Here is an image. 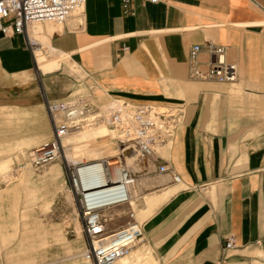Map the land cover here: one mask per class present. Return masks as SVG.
I'll list each match as a JSON object with an SVG mask.
<instances>
[{"label": "crops", "instance_id": "crops-1", "mask_svg": "<svg viewBox=\"0 0 264 264\" xmlns=\"http://www.w3.org/2000/svg\"><path fill=\"white\" fill-rule=\"evenodd\" d=\"M130 11L122 13L120 0H85L81 26L30 25L33 52L23 34L0 33V174L27 164L22 153L52 138L48 102L80 94L102 110L116 98L177 108L168 143L133 166L130 202L104 211L133 209L142 219L126 264H264V0H132ZM210 43L236 64L234 82L190 77L192 46L206 70ZM58 171L53 164L43 177ZM19 176L0 190L13 218L28 182ZM118 221L113 228L126 219ZM11 227L19 228L16 220ZM86 249L79 256L91 263Z\"/></svg>", "mask_w": 264, "mask_h": 264}, {"label": "built area", "instance_id": "built-area-1", "mask_svg": "<svg viewBox=\"0 0 264 264\" xmlns=\"http://www.w3.org/2000/svg\"><path fill=\"white\" fill-rule=\"evenodd\" d=\"M132 0H120L122 13H131ZM156 3L158 0H144ZM85 0H0V33L23 34L29 49L34 51V41L29 27L33 23L49 21L64 24L78 12L82 17ZM81 26L82 19L75 21ZM264 32V26H263ZM199 45L190 50L191 66L189 75L193 79L215 80L232 83L237 78L235 63L225 58V47L208 44L212 56L209 67L201 70L196 64ZM108 107L102 110L90 99L74 94L63 101L47 103V111L52 123V138L34 147L27 153V159L36 170L48 165L59 156L61 138L67 133L82 129L84 126L105 124L117 142L118 178L112 177V164L109 158L80 162L66 161V174L71 191L80 207L82 231L88 246L85 257L93 264H112L115 260L128 255L143 237L142 223L134 217V210L127 212L128 220L121 226L109 229V219L104 211L112 205L129 203L128 180H133L131 170L122 160L126 151L135 152L136 160L152 158L158 146L168 143L181 113L177 108L156 107L150 104H136L123 99H111ZM128 155V154H127ZM169 170L160 165L159 172ZM173 181L178 175L171 172ZM234 246L233 236L227 238L225 247Z\"/></svg>", "mask_w": 264, "mask_h": 264}, {"label": "rangeland", "instance_id": "rangeland-1", "mask_svg": "<svg viewBox=\"0 0 264 264\" xmlns=\"http://www.w3.org/2000/svg\"><path fill=\"white\" fill-rule=\"evenodd\" d=\"M53 24L55 23L44 21L35 23L33 26L35 29L41 30L43 26ZM83 138H88V135H84ZM79 148L76 151L83 156L78 157L79 154L73 155L69 151L72 156H70V160L76 159V157L77 159L84 158L83 160L99 158L115 153L113 142L108 136L97 137L81 143ZM28 152L29 150L22 153L23 157L18 158L19 163L22 160L28 162ZM66 157L68 156L66 155ZM135 163L137 164L138 160ZM53 164H57L58 174L51 179L44 178L45 172ZM26 166L10 164L6 169L8 171L0 174V190L16 181V178L18 179L23 172L28 177V182L23 183L20 188L15 218L11 217L12 205L5 203L0 206L2 208V210L0 209L2 216L0 220L5 223L9 222L6 224V228L0 229V232L9 238L6 242L0 238V264H93L92 262L86 263L79 256L87 248L88 242L82 231L80 207L67 178L64 153L62 152L60 157L41 169L33 170L29 165L26 164ZM0 171L5 170L1 168ZM30 190L36 191L38 199L32 200ZM7 201H9L8 198H6ZM47 201L50 204L45 207L44 204ZM131 204L135 206V202ZM105 216L110 219L109 229H112L119 222L118 220H128L127 213L123 211L108 212L107 210ZM14 220L19 227L16 230L11 227ZM137 221L142 222V219L137 217ZM24 224L28 228L39 227L49 233L46 236H39L36 232L33 234L31 231L23 229ZM54 233L57 237L52 236Z\"/></svg>", "mask_w": 264, "mask_h": 264}, {"label": "bare ground", "instance_id": "bare-ground-1", "mask_svg": "<svg viewBox=\"0 0 264 264\" xmlns=\"http://www.w3.org/2000/svg\"><path fill=\"white\" fill-rule=\"evenodd\" d=\"M80 19H82V17L79 15L78 12H76V13L73 14V17L69 21L74 22V21H79ZM47 22L49 23V21H47ZM33 24H35V23H33ZM76 133H78V134H76ZM52 134H53V131H52ZM84 135H88V138H85L84 139L83 138ZM106 136H108L112 140V142H113V146H114V150H115L114 155L101 156L99 158H91V159H86V160H80V159H77V157H76V159L73 158L72 160H70V158L72 156H71V154H69V151L73 155L79 154L78 157L79 156L81 157L83 155L76 151V150H79L80 149L79 147H80V144L81 143L91 141V140H93V139H95L97 137H106ZM113 140L115 141V139H114V133L105 124L92 125V126H84L82 129H79V130L73 131V132H69L63 138H61L59 156H57V158L60 157V155H61L62 152L64 153V157L66 158V161H68V162H80V161H89V160H97V159L100 160V159L105 158V157L106 158H109L108 161H109L110 164H112V166H111L112 167V177L116 179V178H118V167L115 164V159H116L115 157H118V147H117V142L115 141L116 142V144H115V142ZM155 151H156V149H155ZM66 155L68 157H66ZM135 159H136L135 152L134 153H131V154H128V155L126 154L122 158V160L125 162L126 166L130 170H132L133 169V166L136 165V163H135L136 160ZM27 165H29L31 168L35 169L33 166L30 165L29 162H27ZM24 166H26V164ZM127 183H128V191H129V194H130V196H132L131 194H133L132 193V188H133L132 186L133 185H132V183H131L130 180H128ZM128 255H126V256H128ZM126 256H124V257H126ZM124 257H121V258L115 260L112 264L116 263L117 261H118L117 263H119V264H126V261H125Z\"/></svg>", "mask_w": 264, "mask_h": 264}, {"label": "water", "instance_id": "water-1", "mask_svg": "<svg viewBox=\"0 0 264 264\" xmlns=\"http://www.w3.org/2000/svg\"><path fill=\"white\" fill-rule=\"evenodd\" d=\"M130 152H131L130 150L126 151V154H129Z\"/></svg>", "mask_w": 264, "mask_h": 264}]
</instances>
